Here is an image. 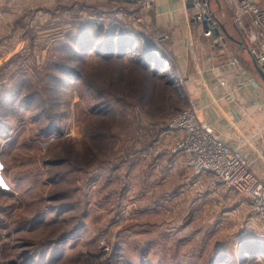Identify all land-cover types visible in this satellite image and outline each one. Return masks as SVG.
Segmentation results:
<instances>
[{
    "label": "rangeland",
    "instance_id": "374dc122",
    "mask_svg": "<svg viewBox=\"0 0 264 264\" xmlns=\"http://www.w3.org/2000/svg\"><path fill=\"white\" fill-rule=\"evenodd\" d=\"M7 13L0 264H264L248 198L197 183L172 152L165 125L190 98L173 66L135 61L152 30L122 0H13ZM238 143L262 176L264 138Z\"/></svg>",
    "mask_w": 264,
    "mask_h": 264
},
{
    "label": "crops",
    "instance_id": "0c3cea01",
    "mask_svg": "<svg viewBox=\"0 0 264 264\" xmlns=\"http://www.w3.org/2000/svg\"><path fill=\"white\" fill-rule=\"evenodd\" d=\"M106 1L118 4V0H103ZM207 2L215 4V16L225 29L218 27L217 38L206 35L203 24L193 17L191 0H156L151 9L139 13L129 9L124 0L122 5L125 16L131 14L133 20L152 30L153 40L147 49L156 57L164 58L167 53L165 66L175 68L172 77L176 81L184 80L186 96L194 101L199 118L230 143L245 138L255 142L264 138V81L255 70L253 59L241 48L240 30L222 12L225 9L219 0ZM12 4L13 0H0V52L11 44L4 27L11 24L7 12ZM126 38L127 42H119L118 47L131 46L130 50L135 51L133 44L138 43L139 37L132 34ZM153 45L158 51L152 49ZM234 58L238 64L233 63ZM261 174L258 175L264 179V172Z\"/></svg>",
    "mask_w": 264,
    "mask_h": 264
},
{
    "label": "built area",
    "instance_id": "2783aa9c",
    "mask_svg": "<svg viewBox=\"0 0 264 264\" xmlns=\"http://www.w3.org/2000/svg\"><path fill=\"white\" fill-rule=\"evenodd\" d=\"M139 9H151L156 0H130ZM232 14L233 24L241 33V48L251 54L264 72V7L258 0H224ZM193 17L206 22L205 34L210 36L217 19L205 10L207 0H191ZM238 64L237 59H232ZM175 133L171 150L181 157L184 167L208 188L232 189L248 198L252 217L264 222V179L255 171L253 156L244 155L239 147L224 140L214 127L198 116L195 103L170 118L165 125Z\"/></svg>",
    "mask_w": 264,
    "mask_h": 264
},
{
    "label": "trees",
    "instance_id": "16d2710c",
    "mask_svg": "<svg viewBox=\"0 0 264 264\" xmlns=\"http://www.w3.org/2000/svg\"><path fill=\"white\" fill-rule=\"evenodd\" d=\"M98 27L101 29V24H99L98 25ZM128 35H124V37H125V41H127V39H126V37H127ZM133 39V38H132ZM123 40H124V38H123ZM124 42V41H123ZM123 44H125V43H123ZM112 46H113V44H111ZM147 46H150V44H149V41H148V43L146 44ZM154 46V45H153ZM151 47V46H150ZM130 48H131V46H130ZM155 48V49H154ZM121 50L123 49H125V47H121L120 48ZM153 50H155V52H156V50L158 51V49H156V46H154L153 48H152ZM145 52V55H144V57H135L134 59H135V61H137V62H139L140 61V63L142 62L143 64V66L144 67H147V66H149V63H153V62H156L157 61V64L160 62L161 64H164V66H165V64H167V63H165V62H162L163 61V58L162 57H155V56H152V55H154V54H151L152 53V50L151 49H147V51H144ZM104 56H107V55H104ZM154 64V63H153ZM156 64V65H157Z\"/></svg>",
    "mask_w": 264,
    "mask_h": 264
},
{
    "label": "water",
    "instance_id": "95a60500",
    "mask_svg": "<svg viewBox=\"0 0 264 264\" xmlns=\"http://www.w3.org/2000/svg\"><path fill=\"white\" fill-rule=\"evenodd\" d=\"M202 24H203V28H205L206 30H207V28H206V22H202ZM217 25L218 26H215L214 27V29H213V32H212V34L215 36V38H217L218 36H219V33H220V31H219V26L221 27V28H223V26L220 24V22L217 20ZM224 29V28H223ZM225 30V29H224ZM254 66H255V68H256V70H257V73L259 74V75H261V77H262V79H263V81H264V72H263V70H262V67H260V66H258L257 65V63L255 62V60H254Z\"/></svg>",
    "mask_w": 264,
    "mask_h": 264
}]
</instances>
